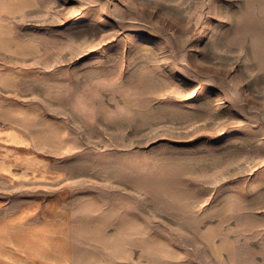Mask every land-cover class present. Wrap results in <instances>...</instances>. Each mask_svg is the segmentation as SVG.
I'll return each instance as SVG.
<instances>
[{"label": "rangeland", "instance_id": "obj_1", "mask_svg": "<svg viewBox=\"0 0 264 264\" xmlns=\"http://www.w3.org/2000/svg\"><path fill=\"white\" fill-rule=\"evenodd\" d=\"M0 207L93 264H264V0H0Z\"/></svg>", "mask_w": 264, "mask_h": 264}, {"label": "crops", "instance_id": "obj_2", "mask_svg": "<svg viewBox=\"0 0 264 264\" xmlns=\"http://www.w3.org/2000/svg\"><path fill=\"white\" fill-rule=\"evenodd\" d=\"M27 215L0 207V264H93L67 234L58 238L63 225L29 223Z\"/></svg>", "mask_w": 264, "mask_h": 264}]
</instances>
